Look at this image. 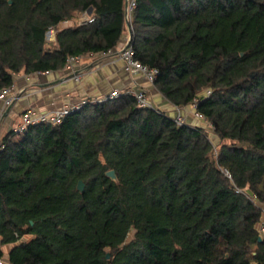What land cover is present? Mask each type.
I'll list each match as a JSON object with an SVG mask.
<instances>
[{
  "label": "trees",
  "instance_id": "16d2710c",
  "mask_svg": "<svg viewBox=\"0 0 264 264\" xmlns=\"http://www.w3.org/2000/svg\"><path fill=\"white\" fill-rule=\"evenodd\" d=\"M135 2V57L158 68L152 84L166 100L196 103L222 142L216 156L203 126L127 93L11 128L0 143V256L13 244L8 264H264L250 198L264 194V0ZM88 10L92 22L58 27ZM127 27L125 0H0V88L20 71L112 50Z\"/></svg>",
  "mask_w": 264,
  "mask_h": 264
},
{
  "label": "crops",
  "instance_id": "0c3cea01",
  "mask_svg": "<svg viewBox=\"0 0 264 264\" xmlns=\"http://www.w3.org/2000/svg\"><path fill=\"white\" fill-rule=\"evenodd\" d=\"M64 26L66 25L63 23L58 24L59 28ZM129 36L130 33L127 27L118 45L112 49V54L105 52L81 54V59L74 65L73 70L62 68L56 71L29 74L23 71L18 72L15 75L12 90L15 97L12 104L4 108L3 100L0 98V143L5 133L20 121L21 113L28 107L37 110H53L65 103L75 102V100L77 101V99L84 96L99 98L115 88L120 90L142 88L151 94L153 100L162 109L172 112L173 115L174 105L166 100L152 83L141 76L129 74L124 68L123 61L116 55V51L124 45ZM53 38L54 35L50 39ZM76 72L81 74L79 81L73 79V74ZM182 109L187 112L191 108L188 105L182 107ZM2 126H4V130L1 129ZM260 208L262 209L261 219H264V202L260 204ZM12 246L13 244L1 246L3 250L2 258L5 261Z\"/></svg>",
  "mask_w": 264,
  "mask_h": 264
},
{
  "label": "built area",
  "instance_id": "2783aa9c",
  "mask_svg": "<svg viewBox=\"0 0 264 264\" xmlns=\"http://www.w3.org/2000/svg\"><path fill=\"white\" fill-rule=\"evenodd\" d=\"M136 5L135 0H125V19L126 22L129 23L131 19V13ZM93 21V17L88 13V11L83 12L82 15L77 20H64L61 23L67 25L71 24H86ZM129 36L124 45L120 47L116 52L118 58H120L123 61L124 68L126 71L131 75H138L143 77L145 80H147L149 83H153L154 79L157 77L159 70L156 67H150L141 61H139L135 55H134V48L132 44L130 43ZM108 54H112L113 50H108ZM80 55H70L68 56L64 68L73 70L74 65L77 64L80 61ZM81 77L80 72H76L73 74V79L75 81H79ZM14 88V83L5 88H0V98L3 100V106L4 108L9 107L12 102L14 101V95L12 94V90ZM121 93H127L133 96L138 105L140 107H151L153 106L151 100L148 98V95L145 93V90L142 88H128L125 90L120 89H112L108 94L101 96L99 98H88L83 97L78 101L75 102H68L60 107H56L53 110H37L33 107H28L21 113L20 121L16 124V126L12 127V129L17 133L21 134L29 125L40 123V122H48L51 124H57L62 121V119L80 109L85 103L87 102H95V101H101L108 98H115L118 97ZM209 93V91H208ZM190 108L192 109L193 117L198 120H204L207 121L206 118L196 110V103L192 102L189 104ZM174 121L177 125L183 124L186 121L185 119V112L182 109V106H176L174 105V114L172 115ZM0 119H1V113H0ZM222 171L226 177L231 179V175L229 171L225 168H222ZM235 192L243 193L244 190L238 187H235ZM251 200L253 201L255 207L260 210L262 213V209L260 208V204L256 202V196L252 195L250 196ZM257 231L259 234V237L264 240V219L260 218V221L257 224ZM0 264H8L2 256H0Z\"/></svg>",
  "mask_w": 264,
  "mask_h": 264
},
{
  "label": "rangeland",
  "instance_id": "374dc122",
  "mask_svg": "<svg viewBox=\"0 0 264 264\" xmlns=\"http://www.w3.org/2000/svg\"><path fill=\"white\" fill-rule=\"evenodd\" d=\"M58 29V28H57ZM57 29H52V30H50L48 33H47V36H46V38H47V40L48 41H50L51 39V36L52 35H54V33H55V31L57 30ZM50 43V42H49ZM145 93L148 95V98L151 100V102H152V104L154 105V106H156V107H158V108H160V109H162L160 106H159V104H157L154 100H153V97L151 96V94L148 92V91H145ZM84 97H86V96H84ZM82 98V97H81ZM81 98H79V99H77V101L78 100H80ZM88 98H92V97H88ZM76 101V100H75ZM173 105V104H172ZM190 107V106H189ZM162 110H164L165 111V109H162ZM166 112H168V113H171L170 115H172V112H169L168 110H166ZM185 119H186V121L187 122H193V123H197L198 125H201V126H203L204 128H205V130H206V132H207V134L209 135V138L212 140V142L214 143V148H213V156L215 157L216 155V152L218 151V149H219V144H221L222 142H220V140H218V137L215 135V134H213V130H212V127L210 126V124H209V122H207V121H204V120H198V119H196V118H194L193 117V113H192V109H190V111H187V112H185ZM0 121H1V119H0ZM2 130H4V126H2V128H1ZM19 135V134H18ZM220 142V143H219ZM257 198H256V202H258V204H261L262 202H264V194H262L261 192H259L258 193V195L256 196ZM260 202V203H259ZM133 234H134V231L132 230L129 234H128V236H127V238H126V241H129L132 237H133Z\"/></svg>",
  "mask_w": 264,
  "mask_h": 264
},
{
  "label": "water",
  "instance_id": "95a60500",
  "mask_svg": "<svg viewBox=\"0 0 264 264\" xmlns=\"http://www.w3.org/2000/svg\"><path fill=\"white\" fill-rule=\"evenodd\" d=\"M9 2H10V0H8ZM91 10H88V13L90 12ZM127 26H128V30H129V33H130V36H131V31H130V28H129V23H127ZM107 175H109V176H111L113 179H115L116 177H115V173H114V171L113 170H109V171H107ZM83 182L81 181V180H79L78 181V183H77V189L79 190V191H82L83 190ZM258 240L259 241H261L262 239L259 237L258 238ZM109 256V254H107V257Z\"/></svg>",
  "mask_w": 264,
  "mask_h": 264
}]
</instances>
